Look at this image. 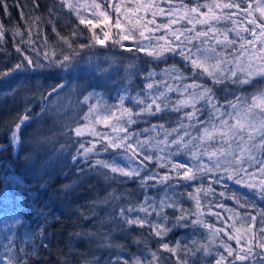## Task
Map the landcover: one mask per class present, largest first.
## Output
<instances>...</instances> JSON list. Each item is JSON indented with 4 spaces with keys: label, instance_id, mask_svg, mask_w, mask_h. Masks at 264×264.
I'll return each mask as SVG.
<instances>
[{
    "label": "snow or ice",
    "instance_id": "snow-or-ice-1",
    "mask_svg": "<svg viewBox=\"0 0 264 264\" xmlns=\"http://www.w3.org/2000/svg\"><path fill=\"white\" fill-rule=\"evenodd\" d=\"M13 7L21 8L19 22L13 21ZM40 8L39 0L23 6L0 0L8 16V22L0 18V53L7 52L10 38L17 54L14 63L10 53L0 61L4 97H14L24 80L44 69L76 72L82 54L97 47L135 53L112 102L94 89L74 106L65 102V76L50 90L37 85L32 95L25 93L20 109L0 123V154L27 149L26 163L39 165L41 175L70 156L77 178H103L104 194L97 192L81 206L86 210L78 209L81 222L69 232L67 252L58 253L57 264H264V204L257 203L264 202V0H52L44 14ZM60 22L67 35L58 30ZM101 55L87 56L90 69L104 77L118 71L115 58ZM142 58L149 65L143 71L137 64ZM137 77L143 88H133ZM69 91L77 94L75 87ZM45 119L52 120L48 127ZM141 123L149 127H134ZM181 156L185 160L175 159ZM210 178L216 184L231 180L251 193H219L234 202L215 204L232 214V224L212 211L211 201L201 202V193L215 195L211 183L204 186ZM4 180L0 264L42 260L39 250H47L45 229L53 218L37 209L40 223L22 233L25 202L7 185L23 181L14 173ZM193 184L199 186L186 197L179 191ZM185 198L192 207L184 206ZM178 228L192 232L173 238Z\"/></svg>",
    "mask_w": 264,
    "mask_h": 264
},
{
    "label": "trees",
    "instance_id": "trees-1",
    "mask_svg": "<svg viewBox=\"0 0 264 264\" xmlns=\"http://www.w3.org/2000/svg\"><path fill=\"white\" fill-rule=\"evenodd\" d=\"M91 2V0H89ZM9 4L13 3V0H8ZM21 6L31 4V0H19ZM41 5L40 14L46 12V7L52 3V0H39ZM25 11L28 9L25 8ZM12 13L13 21L19 22L20 16L19 13L21 8L13 7L10 9ZM0 18L5 22H8V16L4 14L3 10L0 9ZM73 22L78 23L75 20V17L72 18ZM83 25L80 28L83 29ZM58 30L62 35L68 34V29L63 26V22L57 24ZM45 32L48 35L49 41L55 40V35L52 33L51 28L46 26ZM85 35L87 32L85 31ZM127 46H132L131 41H126ZM7 52L0 53V61L5 59L6 54H11L10 62H15L17 54L14 51L13 43L10 38H8V44L6 45ZM102 54L103 56H108L109 58H115L117 63L116 66H125L132 62V56L135 53H129L123 49H97L88 52L87 54H82V57L79 62V68L76 72L71 74H66L60 72L56 68L44 69L42 72L37 75L31 76L29 79H26L21 83L19 91L16 95L4 97L0 95V123L9 120L15 113L20 109L23 104V97L25 93L32 95L36 91L37 85H39L43 90H50L51 86L63 82V77H67V87L64 89V92L68 95L65 98V102L70 100L71 105H75L79 99H82V96L93 89L97 92L104 93L106 97L111 101V97L116 95V90L121 86V78L116 79L111 84L100 85L96 84V78L90 76V72H87V56ZM143 57V54H140ZM147 58H142L137 61L138 66L141 71L145 70L149 65L146 63ZM178 60H169L168 63H175ZM155 67V65H152ZM164 65H160L163 67ZM120 79V80H119ZM19 82V81H17ZM264 83V82H262ZM139 86L140 88L144 87L143 82L139 77L134 80L133 88ZM75 87L77 89V94H72L69 90ZM251 90V89H249ZM174 99L177 98V94H169ZM127 106H131V101L126 102ZM39 110V103L34 102V111ZM86 111V109H84ZM190 110V109H189ZM158 122L156 118H151V123L155 124ZM52 123L51 119H45L44 126L48 127ZM168 127L175 126L174 124L166 125ZM36 127V124H33L30 128L26 129V132H32ZM101 130H104L103 125L98 126ZM136 128H147L149 124L141 123ZM148 135V134H145ZM154 135V133H153ZM162 138V137H161ZM5 138L0 136V141H4ZM63 143V141H60ZM54 147H58L55 145ZM27 149H20L18 154L13 155L12 149L9 148L7 152L0 154V192L5 190V180L4 177L10 173H14L16 176L20 177L23 181L22 185H7V190H18L19 197L25 202V207L23 210V215L25 218L24 228L21 232H30L36 229L38 223H40V218L36 214V210L40 209L44 212H47L51 219L47 228L45 229V234L48 235L47 240V250L43 247L40 248V255L44 257L42 260H33L32 264H57V255L62 250L67 252L68 244L70 242L69 232H72L76 229V225L81 221L78 220V209H82L81 206L86 205L89 201L96 198L97 192L102 196L105 192V183L102 177L95 175H86L83 177L77 178L75 173L76 169L71 163V157L59 158L52 167H50L43 175L38 172L39 165L29 166L24 157ZM177 160H185V157H176ZM62 170V171H61ZM164 170L161 169V172ZM67 173V177L63 173ZM74 180L77 182L69 190H64L63 185L72 183ZM211 183L212 187L215 189V195L204 196L201 193L202 204H207L208 201L212 202V211H220L221 215L225 217L227 224H232L233 221L228 219L232 214L229 212L222 211L215 207L217 202L223 203L228 207H233L234 202L226 199V197H221L220 192H225L226 194L231 191L247 193L249 196L251 193L247 189L242 188L239 185H236L231 180H222L220 184L213 182V179H207L204 181V186L207 187ZM199 185L193 184L192 187L180 188L179 191L186 194L195 190V187ZM12 187V188H11ZM129 189H136V184L129 183L127 185ZM152 195H157V189L152 190ZM162 194V193H161ZM171 195V192H169ZM258 204H264V202L257 200ZM185 207H192L193 202L185 198L184 200ZM207 211V208H205ZM59 217V219H55ZM210 222H215V217H206ZM217 226H224L217 222ZM192 232L191 229L178 228L173 234V238H184L186 235H189ZM117 240H122L123 237L117 235ZM38 242V241H37ZM84 241H75L76 247L83 249L85 247ZM132 251H135V247L132 248ZM101 255H106L101 254Z\"/></svg>",
    "mask_w": 264,
    "mask_h": 264
},
{
    "label": "rangeland",
    "instance_id": "rangeland-1",
    "mask_svg": "<svg viewBox=\"0 0 264 264\" xmlns=\"http://www.w3.org/2000/svg\"><path fill=\"white\" fill-rule=\"evenodd\" d=\"M105 66H107V64H105ZM114 68L117 69L118 71L110 70V73L107 77L101 76L99 73L94 72L89 67L87 69V72H90L89 74L92 78H96V84L99 83L100 85H105V84H111L113 81H115L118 78H121L123 80V77L125 76L124 67L114 65ZM7 191H9L13 197H19L18 190H7ZM3 233H4V225L2 221H0V237L3 236Z\"/></svg>",
    "mask_w": 264,
    "mask_h": 264
}]
</instances>
